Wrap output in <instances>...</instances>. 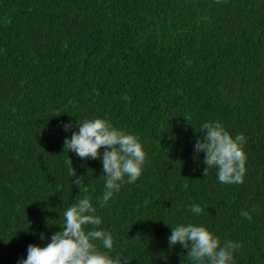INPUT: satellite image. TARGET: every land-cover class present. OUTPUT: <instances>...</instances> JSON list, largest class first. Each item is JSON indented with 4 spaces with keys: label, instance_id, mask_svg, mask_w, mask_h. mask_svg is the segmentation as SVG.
<instances>
[{
    "label": "trees",
    "instance_id": "1",
    "mask_svg": "<svg viewBox=\"0 0 264 264\" xmlns=\"http://www.w3.org/2000/svg\"><path fill=\"white\" fill-rule=\"evenodd\" d=\"M95 117L146 151L141 177L103 207L101 161L64 150ZM209 120L244 133L243 184L194 161ZM79 195L129 264H180L167 238L189 222L241 242L237 264H264V0H0V264L50 242Z\"/></svg>",
    "mask_w": 264,
    "mask_h": 264
},
{
    "label": "clouds",
    "instance_id": "2",
    "mask_svg": "<svg viewBox=\"0 0 264 264\" xmlns=\"http://www.w3.org/2000/svg\"><path fill=\"white\" fill-rule=\"evenodd\" d=\"M62 127L68 132L73 124L65 123ZM76 127L78 131H74L71 138L65 137L64 150L85 161H101L104 190L98 202L103 207L120 192L123 184H133L143 174L144 144L136 134L115 126L106 118H87ZM246 143L244 133L233 135L219 120H209L200 125V134L193 145V159L199 162L203 153L205 177L209 169H215L219 182L243 184L247 174ZM67 164L72 185L78 186L80 193L87 191V177L77 176L69 158ZM256 210L242 211L241 216L252 222L251 213ZM202 211L200 204L191 205L192 213L199 215ZM102 223L91 197L79 195L63 211L61 231L54 232L44 247L29 244L26 258H20L17 264H129L128 258L120 253L113 255L114 236L100 227ZM170 228L169 247L181 246L185 250L179 257L180 264H237V254L243 247L241 242L222 240L214 230L202 224L177 223Z\"/></svg>",
    "mask_w": 264,
    "mask_h": 264
}]
</instances>
